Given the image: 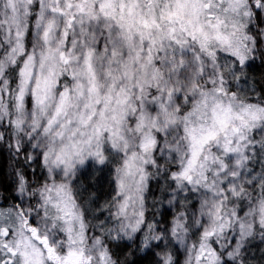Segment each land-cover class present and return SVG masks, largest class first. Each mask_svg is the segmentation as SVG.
Masks as SVG:
<instances>
[{
  "label": "snow or ice",
  "instance_id": "6c2138e0",
  "mask_svg": "<svg viewBox=\"0 0 264 264\" xmlns=\"http://www.w3.org/2000/svg\"><path fill=\"white\" fill-rule=\"evenodd\" d=\"M0 264H264V0H0Z\"/></svg>",
  "mask_w": 264,
  "mask_h": 264
}]
</instances>
